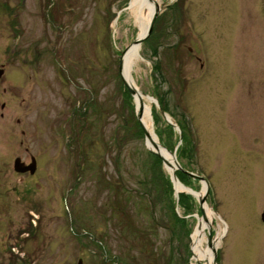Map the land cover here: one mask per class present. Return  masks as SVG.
Returning a JSON list of instances; mask_svg holds the SVG:
<instances>
[{
	"label": "rangeland",
	"instance_id": "obj_1",
	"mask_svg": "<svg viewBox=\"0 0 264 264\" xmlns=\"http://www.w3.org/2000/svg\"><path fill=\"white\" fill-rule=\"evenodd\" d=\"M129 2L0 0V264H193V175L216 263L264 264V0H162L140 45L131 74L157 101L177 196L120 77L138 37ZM29 155L38 171L19 184L14 160Z\"/></svg>",
	"mask_w": 264,
	"mask_h": 264
},
{
	"label": "bare ground",
	"instance_id": "obj_2",
	"mask_svg": "<svg viewBox=\"0 0 264 264\" xmlns=\"http://www.w3.org/2000/svg\"><path fill=\"white\" fill-rule=\"evenodd\" d=\"M162 0H130L126 10L130 13L133 23L138 27V37L141 38L147 32L149 23L153 16L156 6L160 5ZM140 45H130L125 51L122 58V72L126 82L133 86L136 90L134 95V102L138 108H141V122L148 132L147 145L150 149L157 151L165 159V167L169 174L172 176L175 171L176 164L173 157L161 147L157 136L151 129V103L154 102L149 96L142 94L140 89L137 87L135 81L132 78L131 71L135 66H138L139 61L142 59L140 56ZM177 192L183 188L180 184H175ZM205 191V185L199 193H196V197H202ZM216 216L208 206L203 205V216L198 217L197 225L191 235V259L193 264H214L213 254L216 249V239L211 243L205 240V228Z\"/></svg>",
	"mask_w": 264,
	"mask_h": 264
},
{
	"label": "water",
	"instance_id": "obj_3",
	"mask_svg": "<svg viewBox=\"0 0 264 264\" xmlns=\"http://www.w3.org/2000/svg\"><path fill=\"white\" fill-rule=\"evenodd\" d=\"M160 11H161V6H160V5L156 6L155 11H154V13H153V16H152V18H151V21H150V23H149V26H148L147 32L145 33V35H144L143 37H141V38H136V39L133 41V43H132L131 45H134V44H136V45H141L142 42H143L144 40H146V39L150 36V34L152 33V30H153V27H154L155 21H156L158 15H159V12H160ZM126 50H127V48H126ZM126 50H125V51H126ZM125 51L122 52L121 55H120V57H119V72H120V77H121V80H122V82H123L124 87L127 89V91H128V93L130 94V96L134 97V95L136 94V90H135V88H134L133 86H130V85L126 82V80H125V78H124V76H123V72H122V58H123V55H124ZM3 74H4V70H3L2 67H0V79H1V77L3 76ZM150 98H151V97H150ZM151 99L154 100L153 98H151ZM154 102H157V101L154 100ZM3 107H4V105H2V108H3ZM135 114H136V119H137V121H138V123H139V125H140V127H141V129H142V132H143V134H144V137H145V144H146L147 149L149 150L150 153H152L153 155L157 156V157H158V158H159V159L165 164V159H164V158H163V157H162L157 151H154V150L150 149L149 146L147 145V141H146V140H147V138H148V132H147V130L145 129V127L143 126V124H142V122H141V115H142V110H141V108H138V109H137V107H136ZM161 114H162L163 118L167 121V123L171 124V123H170V120L167 118V116L165 115V113H164L162 110H161ZM161 147H162V146H161ZM167 152H168V151H167ZM168 153L173 157L174 162H175L177 168H178L179 170H181L180 165L177 163V161H176V159H175V152H174V153H173V152H172V153L168 152ZM23 165H25V164L21 161V159H20V158H16V159L14 160V163H13L14 171H15L16 173H20V174H23V173H26V172L29 171L30 174H34V172H35V170H36V169H35V165H36V163H35V160H34V159H33V161H32L31 164H29V165H25V167H23ZM193 177H194V178H198L200 181L203 182V184L205 185V193H206L208 187H207V182H206L205 178H203V177H201V176H198V175H193ZM171 179H172V182H173L174 185H175L176 183L179 184L178 179H177L176 176H175V171L173 172V174H172V176H171ZM184 192L189 193V194H191V195H193V196H195L196 193H197V192H195L194 190H192V189H188V188H186V189L184 190ZM175 194H176V196L178 195V192L176 191V189H175ZM205 195H206V194H205ZM198 200H199V205H200V207L203 208V205H204V197H198ZM261 220H262V222H264V211H263L262 214H261ZM215 258H216V249H215L214 254H213V260H214V264H217ZM78 264H81V260H79Z\"/></svg>",
	"mask_w": 264,
	"mask_h": 264
},
{
	"label": "flooded vegetation",
	"instance_id": "obj_4",
	"mask_svg": "<svg viewBox=\"0 0 264 264\" xmlns=\"http://www.w3.org/2000/svg\"><path fill=\"white\" fill-rule=\"evenodd\" d=\"M1 67H2V65H1ZM3 68V70H4V73H5V68H4V66L2 67ZM2 78V77H1ZM21 134L23 135V132H21ZM81 146V145H80ZM25 152L27 153L28 152V149L26 148L25 149ZM19 158V157H18ZM21 159V158H20ZM33 159L35 160V163H36V165H35V172H34V174H36L37 173V171H38V162H37V160L35 159V157L34 156H32V155H29V157L28 158H26L25 160H22L21 159V161L25 164V165H29V164H31L32 163V161H33ZM82 159H83V156H81V158L79 159V161L81 162L82 161ZM86 161V160H85ZM67 162H69V161H67ZM87 162V161H86ZM56 163V166L59 164V167H61V168H59V170H61L62 169V167H64V165H65V163H66V160H64V157H62V156H60V159H57V161L55 162ZM71 164H66L67 166H69V169H71V168H73V166H72V164H74L75 165V161H74V156H73V159L71 160V162H70ZM88 163V162H87ZM25 165H23V167H25ZM76 165H79L77 162H76ZM55 166V167H56ZM85 167H86V165H85ZM57 169H58V167H57ZM13 170H14V168H13ZM82 170H84V169H82L81 168V166H80V171H82ZM15 172V171H14ZM16 173V172H15ZM16 174H18V175H20V178L18 179V181H17V183H22L23 182V177L24 176H33L34 174H30V172L28 171V172H26V173H23V174H20V173H16ZM76 174H77V172H76ZM77 180H79L78 178H77ZM112 191V188H111V186H108L107 187V192H111ZM112 201H113V199H112ZM111 204L112 203H110L109 204V209H107L106 208V211H105V213L103 214V215H101V216H105L106 217V221H107V225H108V223L110 222V221H112L113 220V213H114V204L112 205V207H111ZM95 209H96V207H95ZM64 210L66 211L67 209H66V205L64 204ZM65 214H67L66 212H65ZM85 234V233H84ZM18 241H15V243L13 244V250H14V252L13 253H16V254H18V256H20L21 258H23L24 257V253H22V252H20L19 251V249H18ZM79 260H81V259H79ZM79 260H78V262H79ZM78 262H77V264H78ZM34 264V263H33ZM81 264H82V260H81Z\"/></svg>",
	"mask_w": 264,
	"mask_h": 264
}]
</instances>
